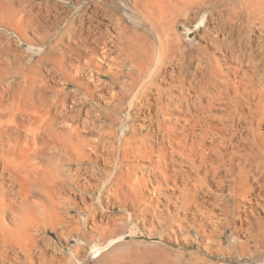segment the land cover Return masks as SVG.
Masks as SVG:
<instances>
[{"label": "bare ground", "instance_id": "1", "mask_svg": "<svg viewBox=\"0 0 264 264\" xmlns=\"http://www.w3.org/2000/svg\"><path fill=\"white\" fill-rule=\"evenodd\" d=\"M60 1L0 0V264L84 261L88 246L98 253L116 237L107 231L127 222L108 211L144 193L154 214L174 209L171 233L186 238L185 248L199 240L206 256L232 260L219 226L230 213H215L200 196L218 185L240 189L234 216L249 211L251 228L260 227L264 0H71L69 9ZM198 20L205 45L186 50L175 32ZM122 122L130 128L118 139ZM135 139L149 169L137 201L126 149ZM192 175L204 188L196 200L180 199L173 185ZM154 214L143 218L152 222ZM37 229L75 237L77 247L66 256ZM114 247L94 264H216L200 250L133 263L111 256Z\"/></svg>", "mask_w": 264, "mask_h": 264}, {"label": "rangeland", "instance_id": "2", "mask_svg": "<svg viewBox=\"0 0 264 264\" xmlns=\"http://www.w3.org/2000/svg\"><path fill=\"white\" fill-rule=\"evenodd\" d=\"M36 1L37 2H40V1H51L52 2L55 0H36ZM60 2L62 3L64 9L65 8L69 9V7L75 5L74 2L71 0H62ZM81 2H84V0H81ZM75 11H72V12L74 13ZM123 15L125 17H127L125 12H123ZM240 20L243 22H247L245 12H242V14H240ZM202 25L203 24L199 23V20L196 21L195 23H191V24H187V25H184V24L179 25V28L176 30L175 33H176L178 39H180V42L182 43L183 47L186 48V50H189V49L194 50L199 46L205 45V43L202 41L203 40L202 33H200V28L202 27ZM10 37H13V36L10 35ZM260 45L261 44H258V43L254 44L255 47H259ZM22 49H24L27 52H30V51H28L27 46L23 45ZM115 128L118 129V131H119L118 132L119 133L118 139H119L121 136H123V133L128 132V130L130 128V124L125 123V122H122L120 124L117 123ZM127 135H129V134H127ZM129 136H127V137H129ZM136 140L137 139H135L134 142H131V144L129 146H126V149H128V151L130 153H132V155H133L132 159H134V161L128 160V161H131L128 163L132 169L131 175H132V181H133V193L137 196V198H136V201H137V200H142V198H141V197H143L142 193L144 192V190H146V186L148 185V171H149V169L145 166H141V165H143V162L141 159H139L138 156H139V154L142 153L143 149H140V152H139V146H141V145L138 143V140L137 141ZM119 143H120V140H117L116 145H118ZM137 147H138V149H137ZM132 150L134 152H132ZM187 153H189V152H186V150L182 151V155H183V157H182V168L183 169L188 166L186 163V157H185V155ZM126 155L130 156L129 153H127ZM137 160L138 161L140 160V161L137 162ZM123 166H124V170L127 172V170H128L127 165L123 164ZM70 167H73L74 168L73 171H75V166L70 165ZM214 167L217 168V170L219 171V173L221 175V169L218 168V165H215ZM106 169L108 170V168H106ZM98 171H99V169H98ZM189 172H194V170L189 169ZM234 174H235V172H234ZM100 180H101V178H100ZM101 183H102V180H101ZM101 183H100V181L97 182V184H101ZM170 185H172V184H170ZM224 185H226V184L224 183ZM96 186L97 185L94 186L95 189H96ZM218 186H217L216 190L210 191V196H209V193L206 192L205 194H202L200 197L201 198L205 197V199H208V201H210L213 204L215 213H219L218 210H220V208H222V207H226L225 209H227L228 213H230V216L226 218L227 219L226 223H224L222 226L219 224L218 225L223 230L226 231V234L224 237L225 242L223 244L224 247L228 246V245H232V249H233L232 260H227V261L224 259L219 260L215 255L206 256V254H204L205 252L201 251L199 249L200 248L199 246L201 245V242L199 240H197L196 245L194 246L195 249L194 248H191V249L185 248L186 247L185 244L187 241V240H185L186 238H182V239L179 238L178 240H175L173 237V234L171 233V227H170L173 224L172 223L173 219H170V217L172 216V214H175L173 212L174 209L171 208V206H170V208H167L166 206L163 208L160 207L158 209L154 208V211L156 210V211L162 212L159 215L154 214L153 210L150 209V208H152V206L148 205L146 202V197L149 195V193L148 194L144 193L143 194L144 199L140 202L139 201H137V203L136 202H133V203L128 202V205H126V207H124V208H121V209L114 208V210L108 211V213L110 212V214L113 213L112 215L116 219L125 218L124 220H127V222H125L124 226H122V223L120 221H118V223L123 228V229H121L122 230L121 234L119 233L121 230L118 231V233H116L117 231L116 232L107 231V233L109 234L108 236H112L115 233L114 236H112V237H115V236L116 237L111 243L108 244V246L106 248L100 250L99 252L102 253V251H104V250L110 248L111 246L115 245V247L113 248L114 250L111 251L112 254L110 253L111 256H113V255L118 256L120 258V260H122V261H124V260L130 261V259L125 258L127 255L128 258H129V256L131 257V260L134 263V262H138V260H140V262H141V259H143L142 261H144V262H156V260L158 262L159 256H160V259L162 260V259L168 257V253L170 254V256H172L171 254L173 252V257L172 258L169 257V258H171L170 262H172V261L176 260V255H179L182 253L187 254L189 252H197L200 250L199 255L201 258H205L206 260H209L212 263H216V264H264V237L262 238L261 237L262 235L260 234V232L262 230L264 231L263 213L260 212V220H261L260 227H258L257 225H253L251 228V225L256 223V222L253 219V215H251L249 213V211L246 212L248 214V217L245 218L243 216V213H242V217H241L242 219L239 221L234 216L235 213H234L233 205H234L235 200L239 199L240 189H236L235 192L231 193L226 188H224V189L219 188L218 189ZM94 187L91 189L93 190ZM201 188H204V185L201 182L196 181V179L193 175L189 179H187V180L185 179V181L183 183H178L176 186L173 185V190L175 191V195L177 197H180V199L183 198L184 200H190V201L197 199L198 193H199ZM102 190H103V187L99 188L98 191L97 190L95 191L96 193L93 195L95 203L98 202V199L100 196V191H102ZM141 190H142V193L140 194ZM248 205H249V203H246V206H248ZM205 209H207V208L206 207L203 208V210H205ZM147 210L150 211V214L151 213L154 214L153 215V221L154 222L153 221L147 222L146 219L143 218V215H145L148 219H150L151 215L149 214V212ZM104 211H106V210H104ZM75 213L76 212L72 213L71 216H75ZM156 217H158L159 219L160 218H167L168 220H164L165 222H163L162 220L160 221ZM170 221L172 224L170 223ZM236 222L238 223V225H239V223L241 224L240 232H237L238 230H235ZM242 228L244 230H242ZM259 228H260V231H259ZM36 231H38L39 234H42V236H44L50 242L53 249L55 248L57 250H60L66 256H71L70 255L71 251L69 249H75L77 247V239L75 237L70 239V242H67L66 241L67 236L59 238V236L56 233H53L49 230L47 231V230L37 229ZM111 233H112V235H110ZM171 235H172V237H170ZM94 236H95L94 237L95 241L100 240L99 236L97 234H94ZM192 236L195 237V234L193 233ZM101 242L103 243V241H100V243ZM240 246H242V247H240ZM161 249H162V251L163 250L164 251L162 252ZM127 250H128V252L131 251L130 254L126 253ZM138 250H139V252H138ZM180 251H182V252H180ZM239 251H240V253H239ZM99 252L95 253V251L92 250L90 248V246H88L86 253H85L84 261H82L83 257H81L80 260H76L75 264H94V262L96 261V256L99 255ZM116 252H117V255H116ZM118 252H120V254L122 256ZM163 253L164 254L166 253L167 257ZM123 254H124V256H123ZM153 254H155V255H153ZM239 254H241V255H239ZM131 255H133V256H131ZM134 257H135V259H134ZM169 258H167L166 260H168ZM161 260H159V261H161Z\"/></svg>", "mask_w": 264, "mask_h": 264}]
</instances>
